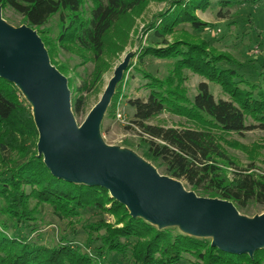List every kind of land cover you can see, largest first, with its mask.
I'll return each mask as SVG.
<instances>
[{
	"label": "trees",
	"instance_id": "trees-1",
	"mask_svg": "<svg viewBox=\"0 0 264 264\" xmlns=\"http://www.w3.org/2000/svg\"><path fill=\"white\" fill-rule=\"evenodd\" d=\"M148 1L93 0L87 17L82 13L83 0H0V5L2 11L10 9L20 16L16 25L24 23L37 31L51 63L64 71L54 59L56 42L90 51L98 60L113 23ZM238 1L169 0L168 6L154 14L145 27L160 40L143 47L139 61L147 55L172 58L173 67L163 78L143 73L147 95L128 98L126 104L132 109L131 123L139 135L135 148L144 158L163 174L181 180L185 187L189 185L198 195L227 199L246 212L254 203L264 204V178L231 160L211 128L239 134L256 126L264 129V66H244L229 54L216 51L207 40L191 39L184 31L186 34L171 42L166 38L186 24L196 31L209 27L196 14L198 9L206 10L212 2L223 9ZM247 2L264 4V0ZM56 14L59 32L52 43L41 28ZM244 67L252 68L261 83L246 79L241 72ZM184 70L220 85L231 98L216 99L206 80H201L196 93L189 97ZM100 76L98 68L93 82ZM68 86L72 111L80 114L85 106L81 93L88 88L87 82L77 88L70 83ZM117 88L112 96L114 104L120 97V83ZM165 109L204 127L149 123ZM204 114L209 118L205 119ZM247 116L258 125L247 124ZM37 140L29 103L13 82L0 76V264H111V256L124 258L125 264H183L189 260L187 257L193 259L191 264H264V248L255 250L252 256L223 251L211 245L209 238L160 229L141 217L131 216L105 187L54 176L43 157L37 155ZM45 206L59 218L79 222V227L88 233V251L67 237L51 245L43 242L35 224ZM106 213L115 217L114 223L104 219L81 221L86 214ZM72 223V233L76 234L79 229ZM93 231L97 232L94 238ZM95 240L97 244L92 245Z\"/></svg>",
	"mask_w": 264,
	"mask_h": 264
},
{
	"label": "water",
	"instance_id": "water-1",
	"mask_svg": "<svg viewBox=\"0 0 264 264\" xmlns=\"http://www.w3.org/2000/svg\"><path fill=\"white\" fill-rule=\"evenodd\" d=\"M124 66L115 69L78 126L67 79L51 63L41 37L24 23L14 26L6 22L0 5V76L13 82L30 104L38 131L37 155L54 176L105 187L131 216L160 229L176 223L185 234L211 235V245L223 251L252 256L264 248V212L246 218L233 202L198 195L135 152L101 141L100 123ZM112 148L136 155L148 167L112 156L106 150Z\"/></svg>",
	"mask_w": 264,
	"mask_h": 264
},
{
	"label": "rangeland",
	"instance_id": "rangeland-1",
	"mask_svg": "<svg viewBox=\"0 0 264 264\" xmlns=\"http://www.w3.org/2000/svg\"><path fill=\"white\" fill-rule=\"evenodd\" d=\"M168 2L169 0H149L143 7L122 15L106 33L103 51L98 60L94 58L92 52L83 51L71 44L62 46L56 42L55 47L54 59L64 71H60L56 65L54 66L65 76L68 85L70 83L74 88H77L81 87L84 81L88 85V88L81 93L85 101L84 111L77 115L74 112L72 113L78 126H80L89 110L99 100L107 81L114 74L115 69L121 64L125 65L122 69V77L118 81L121 91L119 100L114 104L111 97L100 123L99 137L106 145L129 149L142 158L144 157L135 148L139 135L136 128L132 126V109L126 104V101L128 98L145 97L147 95V90L143 87V83L147 80L142 77L143 73L163 78L173 67L174 59L172 58L147 55L142 61H139L141 49L146 46L156 45L160 40L154 35L153 31L146 30L145 27L154 14L168 6ZM92 6L93 0H83L82 13L84 17L89 15ZM219 10L221 11L220 16L218 14ZM196 14L201 20L208 22L210 26L198 31L193 30L187 24L179 26L173 34L167 35L168 41L171 42L174 38L187 33L191 39L207 40L216 51L229 54L244 66L251 64L257 68L261 63L264 66L263 3L254 4L247 2V0H240L229 7L220 9L216 2H212L206 10L198 9ZM2 16L10 25L16 26L20 21V16L10 9L2 11ZM58 20L59 15L56 14L41 28L43 35L49 37L52 43L56 41L59 32ZM98 68L101 70V76L93 82L94 71ZM241 72L250 82L257 85L261 83V77L256 76L252 68L244 67ZM183 73L186 77L184 85L187 88V95L192 97L196 93L197 84L201 80L206 79L190 70H184ZM121 80L122 82H120ZM206 81L216 99L231 98L229 94L222 91L220 85L209 80ZM118 83L115 91L118 89ZM69 89L71 91V88ZM204 117L205 119L209 118L206 114H204ZM246 122L247 124L258 125L249 116H247ZM149 123L177 128L204 127L198 121L173 113L169 109H165L162 113L151 118ZM211 129L219 136V142L231 160L243 169L251 168L250 171L258 177L264 178V129L256 126L241 134L222 132L217 128ZM144 159L147 160L146 158ZM147 161L153 164L151 161ZM155 168L162 173L159 168L156 166ZM227 170L230 172V168H227ZM186 189L194 191L189 185H187ZM248 208L246 212L240 211L246 218H252L264 212V204L254 203ZM91 219L93 221L104 219L110 223L115 222V217L108 213L95 216L86 214L81 217V221ZM71 223L78 227V233H72ZM79 226V222H76L75 219L59 218L48 206L42 209L35 224V227L42 235L44 243L51 245L60 241L62 237H67L74 239L73 241L77 245L88 251L85 248L88 242V233L84 232ZM165 228H172L174 231L182 232V229L176 223H171ZM96 234L97 232L93 231L91 237L94 238ZM208 238H211V235H208ZM95 244H97V241H92V245ZM187 258L189 260L184 261L183 264H191L193 259ZM109 259L111 264H125V260L122 257L111 256Z\"/></svg>",
	"mask_w": 264,
	"mask_h": 264
},
{
	"label": "bare ground",
	"instance_id": "bare-ground-1",
	"mask_svg": "<svg viewBox=\"0 0 264 264\" xmlns=\"http://www.w3.org/2000/svg\"><path fill=\"white\" fill-rule=\"evenodd\" d=\"M78 127V126H77ZM107 151L110 152V154L114 157H117V158H126V159H129L131 161H135L137 162L141 167H148V165L145 164V161L141 160L140 158H138L136 155L130 153V152H127V151H124V150H115V149H106Z\"/></svg>",
	"mask_w": 264,
	"mask_h": 264
}]
</instances>
